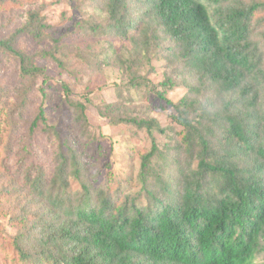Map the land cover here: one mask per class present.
Instances as JSON below:
<instances>
[{"label": "trees", "instance_id": "1", "mask_svg": "<svg viewBox=\"0 0 264 264\" xmlns=\"http://www.w3.org/2000/svg\"><path fill=\"white\" fill-rule=\"evenodd\" d=\"M136 2L103 0L98 29L123 42L129 57L119 44L113 51L133 86L147 84L132 69L157 50L171 71L162 85L186 89L172 103L180 129L113 118L145 128L151 139L140 157L139 191L121 193L106 183L97 188L79 146L65 138L45 162L37 130L49 138L59 131L40 106L12 156L16 176L0 174V207L9 203L16 229L3 237L0 225L3 264H264V0H140L137 9ZM48 26L40 9H30L22 25L0 36V54L16 62L27 86L44 75L36 58L55 59L42 46ZM24 38L38 44L34 53ZM62 88L87 130L86 103L70 98V85ZM5 96L0 89V140L18 132L19 107L7 110ZM108 108L104 116L115 111ZM71 178L79 191L70 192Z\"/></svg>", "mask_w": 264, "mask_h": 264}, {"label": "rangeland", "instance_id": "2", "mask_svg": "<svg viewBox=\"0 0 264 264\" xmlns=\"http://www.w3.org/2000/svg\"><path fill=\"white\" fill-rule=\"evenodd\" d=\"M139 6L140 0H137L135 8ZM30 9H40L45 23L49 25L44 32L42 46L51 50L55 59L36 58L35 63L43 69L44 75L27 86L26 80L17 71L16 62L0 54V89L8 99L4 106L7 110L19 107L14 124L17 134L13 128L6 140H0V174L4 177L15 175L18 164H15L16 156H12L19 139L27 134L28 123L41 106L48 122L59 131L58 138H49L39 131L40 126L37 127L40 136L35 138L41 139L45 162H52L56 140L65 138L79 146L78 151L87 162L90 179L97 188L106 183L107 189L111 190V185H114L123 189L121 193L136 194L140 189V157L149 150L151 139L145 128L113 118L123 114L153 118L160 127L178 130L180 127L174 121L172 103H176L186 89L177 85H162L171 71L165 60L157 58V50L148 56V60L141 57V65L132 69L143 76L147 84L136 87L129 83L131 72L127 66L118 63L113 51L119 44L117 51L122 49L120 53L129 57V53L122 48L123 42L98 29L105 22L103 0H17L0 3V36H6L22 25ZM94 25H98L96 30L91 29ZM23 44L30 53H34L38 45L29 38H24ZM63 83L70 85L72 100L86 103L88 127L83 132L75 121L73 110L64 101ZM160 91L164 99L159 97L157 92ZM84 97H87V102ZM111 104L115 106V111L111 116H104L101 111L108 113L112 110L108 108ZM0 126L4 129V123ZM153 136L158 143L165 141L156 130ZM8 146L10 150L6 153ZM4 165L9 168L4 169ZM70 180V192L79 191V184L73 178ZM17 182L21 184V181ZM1 207V235L6 237L14 234L16 229L8 220L9 203L3 202ZM2 256L0 252V264H3Z\"/></svg>", "mask_w": 264, "mask_h": 264}]
</instances>
